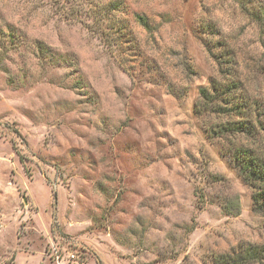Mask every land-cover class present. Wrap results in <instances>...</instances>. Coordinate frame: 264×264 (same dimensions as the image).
Returning <instances> with one entry per match:
<instances>
[{
	"label": "rangeland",
	"instance_id": "obj_1",
	"mask_svg": "<svg viewBox=\"0 0 264 264\" xmlns=\"http://www.w3.org/2000/svg\"><path fill=\"white\" fill-rule=\"evenodd\" d=\"M218 61L250 133L220 138L225 116L198 109ZM262 127L264 0H0V264H212L264 244L231 157L264 158Z\"/></svg>",
	"mask_w": 264,
	"mask_h": 264
},
{
	"label": "trees",
	"instance_id": "obj_2",
	"mask_svg": "<svg viewBox=\"0 0 264 264\" xmlns=\"http://www.w3.org/2000/svg\"><path fill=\"white\" fill-rule=\"evenodd\" d=\"M137 21L146 26L145 17L135 15ZM219 79H211L207 86L199 88L198 109L202 112L221 113L225 120L216 124V131L220 138L225 135L250 133L255 126L251 122L254 112L247 110L248 103L241 100L233 90L236 82L227 76L229 73L223 62L218 61ZM197 110V106L194 108ZM246 111H250L247 114ZM256 121V120H255ZM264 131V127H262ZM232 160L238 163L241 177L252 186V199L256 205L264 206V166L261 160L251 150L242 144L231 150ZM212 264H264V244H238L230 251L217 255Z\"/></svg>",
	"mask_w": 264,
	"mask_h": 264
}]
</instances>
